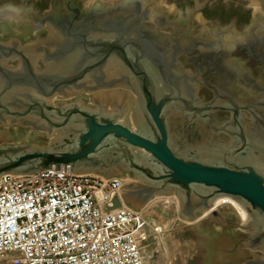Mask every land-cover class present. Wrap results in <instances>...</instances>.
<instances>
[{"label": "water", "instance_id": "95a60500", "mask_svg": "<svg viewBox=\"0 0 264 264\" xmlns=\"http://www.w3.org/2000/svg\"><path fill=\"white\" fill-rule=\"evenodd\" d=\"M133 1L70 0L67 7L100 10L120 3L123 11H131ZM136 1L150 21L162 16L175 27L186 28L203 38L222 34L226 44L253 32L264 34V0H251L249 25L241 22L238 26L234 24L236 15L228 24L218 21V13L205 20L200 9L209 6L210 0H180L171 6L161 0ZM53 2L51 10L45 11L44 0H0V21H8L10 29L5 42L0 40V48L11 44L14 38L32 36L31 31L37 27L35 20L64 11L54 9ZM125 17L121 16V21ZM102 25L98 36L85 39L79 49H73L74 55L81 53V49L84 51L78 65L70 57L67 67L50 62L43 51L36 49L42 43L36 38L25 42L23 47L31 62L30 78L8 84L0 78L3 127H9L10 120L34 116L46 125L35 128L36 132L55 134L46 147L36 143L0 146V175L31 174L51 167L59 170L61 166L65 172L68 166L73 173L92 172L105 178L131 176L132 183L120 186V193L113 195L111 204H102L103 211L122 204L138 209L154 196L176 193L180 216L186 220L209 208L216 196H232L246 208L250 219L241 226L227 221L216 209L206 215V209L199 216L206 215L196 230L197 253L190 264H225L241 253L240 248L253 255L250 264H264V131L245 130L240 124L239 109L234 106L232 122L224 128L234 138L232 143L201 144L188 152L174 148L168 129L170 114L195 116L222 106L195 105L194 97L175 76L152 69L149 60L142 57L155 45L145 41L146 36L125 31L119 36L120 41L107 38L114 35V28L141 30L150 29L149 25L115 27L107 21ZM108 59L119 60L133 76L134 83L82 84L84 76L104 69ZM65 72L74 73L68 78L60 76ZM119 86L128 88L130 93L125 97L114 93ZM83 91H90L95 107L81 99L55 104L50 101L54 94L66 97ZM13 92L20 97L14 98ZM118 102L124 105L119 106ZM235 242L239 243L238 251L229 253L227 249Z\"/></svg>", "mask_w": 264, "mask_h": 264}, {"label": "flooded vegetation", "instance_id": "af4514ba", "mask_svg": "<svg viewBox=\"0 0 264 264\" xmlns=\"http://www.w3.org/2000/svg\"><path fill=\"white\" fill-rule=\"evenodd\" d=\"M132 5L131 11H123L118 3L107 9L92 8L82 11L69 6L67 11L57 15L49 13L40 20H35L37 34H34V37L42 42L35 47L43 51L49 61L60 63L61 67H67L72 58H75L78 65L84 57V51L81 49V53L74 55L73 49H79L85 39L98 36L99 29L103 28V22L107 21L115 27L122 24L149 25L150 29L141 30L114 28L116 29L114 35L107 38L120 41L119 36L125 31L131 35L138 33L146 36L145 41L147 39V42L155 45L149 47L150 50L142 57L146 58L147 62L149 60L152 69L157 73L161 71L166 76H175L187 93L194 97L195 105L222 106L210 108L195 116L191 113L170 114L168 129L174 148L188 152L201 144L232 143L234 138L224 128L232 122L234 106L239 109L240 124L245 130L255 128L264 131V34L262 31L253 32L251 36L235 39L232 44H226L223 43L222 34L203 38L189 33L186 28L175 27L173 22L170 23L162 16L150 21L149 15L140 8L138 1L134 0ZM121 16L126 17L121 21ZM46 21L50 24L49 28L44 27ZM1 41L5 42V40ZM24 45V39L14 38L11 44H5L0 48V78L7 84L21 82L31 76V62L24 52ZM127 56L130 57L131 54L127 52ZM105 64L104 69H99L92 76H84L82 84L134 83L133 76L119 60L108 59ZM73 73L65 72L60 76L68 78ZM14 93H12L14 98L20 97ZM114 93L125 97L130 92L128 88L119 86ZM94 100L97 101L96 98ZM55 102L64 101L57 99ZM118 105L122 106L124 103L120 105L118 102ZM0 122L3 123L2 120ZM8 125L34 130L46 126L34 116L10 120ZM238 246L239 243L235 242L227 251L237 252ZM239 250L241 253H237L232 261L225 264H250L253 255L246 252V248Z\"/></svg>", "mask_w": 264, "mask_h": 264}, {"label": "built area", "instance_id": "2783aa9c", "mask_svg": "<svg viewBox=\"0 0 264 264\" xmlns=\"http://www.w3.org/2000/svg\"><path fill=\"white\" fill-rule=\"evenodd\" d=\"M123 183L68 166L0 175V264H146L144 209L102 210Z\"/></svg>", "mask_w": 264, "mask_h": 264}, {"label": "rangeland", "instance_id": "374dc122", "mask_svg": "<svg viewBox=\"0 0 264 264\" xmlns=\"http://www.w3.org/2000/svg\"><path fill=\"white\" fill-rule=\"evenodd\" d=\"M52 0H44L45 11L51 10ZM70 0H54V9L68 10L67 3ZM108 1V0H103ZM180 0H161L167 6H171ZM251 0H210L209 6L200 9L205 20L218 13V21L228 24L236 15L235 25L241 22L249 25L252 17V6H248ZM48 23L44 22V27L48 28ZM36 29L31 31L32 36L25 35V42L36 39ZM10 33L9 22L0 21V40H4ZM61 99L65 102L81 99L85 104L95 107L91 99L90 91H83L71 94L66 97L54 94L50 97L51 102ZM55 134L47 136L45 132H36L28 127H3L0 122V146L11 144L36 143L46 147ZM97 174V173H96ZM101 175V174H99ZM103 176V175H102ZM124 185L132 183V177H123ZM228 198V199H225ZM206 215L213 210H219L227 221H232L243 226L250 219L246 208L235 198L229 195L216 196L211 202ZM129 206V205H128ZM131 207V206H130ZM180 204L176 193L157 195L149 199L138 209H144L145 219L149 224L150 235L144 247L146 264H190L191 259L197 253L196 230L203 217L199 216L203 212H195L192 220H186L180 216Z\"/></svg>", "mask_w": 264, "mask_h": 264}, {"label": "bare ground", "instance_id": "6f19581e", "mask_svg": "<svg viewBox=\"0 0 264 264\" xmlns=\"http://www.w3.org/2000/svg\"><path fill=\"white\" fill-rule=\"evenodd\" d=\"M225 199H228V198H225Z\"/></svg>", "mask_w": 264, "mask_h": 264}, {"label": "crops", "instance_id": "0c3cea01", "mask_svg": "<svg viewBox=\"0 0 264 264\" xmlns=\"http://www.w3.org/2000/svg\"><path fill=\"white\" fill-rule=\"evenodd\" d=\"M124 199V198H123ZM126 205H128V204H126Z\"/></svg>", "mask_w": 264, "mask_h": 264}]
</instances>
